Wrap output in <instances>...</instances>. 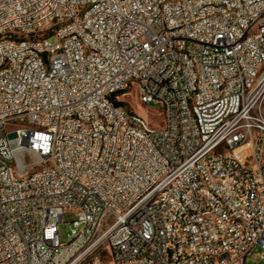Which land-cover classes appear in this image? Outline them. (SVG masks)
<instances>
[{"label":"built area","instance_id":"1","mask_svg":"<svg viewBox=\"0 0 264 264\" xmlns=\"http://www.w3.org/2000/svg\"><path fill=\"white\" fill-rule=\"evenodd\" d=\"M263 101L264 0H0V264L263 258Z\"/></svg>","mask_w":264,"mask_h":264},{"label":"rangeland","instance_id":"2","mask_svg":"<svg viewBox=\"0 0 264 264\" xmlns=\"http://www.w3.org/2000/svg\"><path fill=\"white\" fill-rule=\"evenodd\" d=\"M56 38L54 36L49 37V41L54 43ZM130 109L135 113L141 115L145 118L152 129H158L163 126L164 116L161 109L153 104H144L140 102L139 96L136 91L132 90L131 93L123 97ZM262 113L264 115V101L262 103ZM74 217V212L67 210L64 213V219L58 225L59 237L62 241H65L70 233L71 220ZM261 250L256 247L252 252L246 256L243 264H264V254L263 258H260Z\"/></svg>","mask_w":264,"mask_h":264}]
</instances>
